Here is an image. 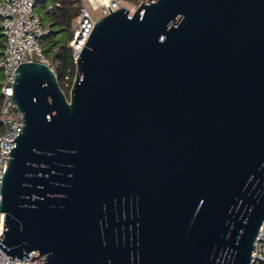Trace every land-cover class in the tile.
Wrapping results in <instances>:
<instances>
[{
  "label": "water",
  "instance_id": "obj_1",
  "mask_svg": "<svg viewBox=\"0 0 264 264\" xmlns=\"http://www.w3.org/2000/svg\"><path fill=\"white\" fill-rule=\"evenodd\" d=\"M75 63L69 95L44 62L15 69L24 124L1 178L3 252L250 264L264 220V0L122 6ZM137 201L135 246L120 230Z\"/></svg>",
  "mask_w": 264,
  "mask_h": 264
},
{
  "label": "built area",
  "instance_id": "obj_2",
  "mask_svg": "<svg viewBox=\"0 0 264 264\" xmlns=\"http://www.w3.org/2000/svg\"><path fill=\"white\" fill-rule=\"evenodd\" d=\"M46 1L48 0H0V32L4 38V46L0 49V123L4 128L0 132V202L2 172L11 156L9 151L13 147L12 140L24 124L22 111L12 101L15 69L20 62L37 60L55 70L40 42L49 31L38 9L39 4ZM78 1L80 8L76 27L68 42L74 61L77 60L98 18L122 6H126L132 15L140 3L154 0H137L132 6L126 5V0ZM259 229L250 264H264V220ZM3 231L4 213L0 211V235ZM28 255L29 257L25 256L23 259H11L0 248V264H43L45 255L38 250Z\"/></svg>",
  "mask_w": 264,
  "mask_h": 264
},
{
  "label": "trees",
  "instance_id": "obj_3",
  "mask_svg": "<svg viewBox=\"0 0 264 264\" xmlns=\"http://www.w3.org/2000/svg\"><path fill=\"white\" fill-rule=\"evenodd\" d=\"M50 8L43 7L39 10L45 26L49 28L48 33L42 37L41 45L55 66V72L58 76L60 85L67 95L75 77L76 63L72 56L71 48L69 47V39L73 36L77 16L79 13L80 3L78 0H51ZM136 1V0H128ZM45 3V2H44ZM43 4V3H42ZM60 27L62 30H67L68 36L64 41L57 40L54 35V27ZM4 46V38L0 32V49ZM0 94V104H1ZM3 125L0 123V132L3 131Z\"/></svg>",
  "mask_w": 264,
  "mask_h": 264
},
{
  "label": "flooded vegetation",
  "instance_id": "obj_4",
  "mask_svg": "<svg viewBox=\"0 0 264 264\" xmlns=\"http://www.w3.org/2000/svg\"><path fill=\"white\" fill-rule=\"evenodd\" d=\"M129 215L131 218H135V222L132 224H128L126 228L124 227V224L121 225L120 230V237L121 241L124 243L125 240L130 244L133 242L135 246H138L140 243V232H139V208H138V201L135 202L134 208L131 207L129 211ZM122 217H124V214L122 212Z\"/></svg>",
  "mask_w": 264,
  "mask_h": 264
},
{
  "label": "rangeland",
  "instance_id": "obj_5",
  "mask_svg": "<svg viewBox=\"0 0 264 264\" xmlns=\"http://www.w3.org/2000/svg\"><path fill=\"white\" fill-rule=\"evenodd\" d=\"M137 1V0H136ZM135 1H128V0H126L125 1V3H126V5H128V6H132L133 5V3H134ZM47 7V8H50L51 6H52V1L51 0H48V1H46L45 3H41V4H39V6H38V9L39 10H43L44 8L43 7ZM77 18H78V16H77ZM76 27V26H75ZM74 27V28H75ZM54 31H55V35H54V37L57 39V40H59V41H64L66 38H67V36H68V32H67V30H62L60 27H58V26H56V27H54ZM74 34V33H73Z\"/></svg>",
  "mask_w": 264,
  "mask_h": 264
}]
</instances>
